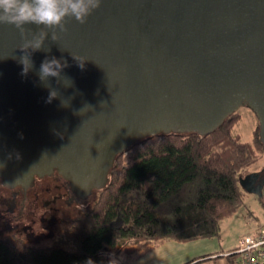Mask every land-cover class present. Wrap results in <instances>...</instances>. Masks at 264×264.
I'll list each match as a JSON object with an SVG mask.
<instances>
[{
  "label": "water",
  "instance_id": "1",
  "mask_svg": "<svg viewBox=\"0 0 264 264\" xmlns=\"http://www.w3.org/2000/svg\"><path fill=\"white\" fill-rule=\"evenodd\" d=\"M45 63L55 75L42 74ZM246 105L264 144V0H101L83 22L69 9L56 25L0 23L8 183L29 186L57 169L85 196L106 186L134 141L205 134ZM247 182L262 194L264 178Z\"/></svg>",
  "mask_w": 264,
  "mask_h": 264
},
{
  "label": "trees",
  "instance_id": "2",
  "mask_svg": "<svg viewBox=\"0 0 264 264\" xmlns=\"http://www.w3.org/2000/svg\"><path fill=\"white\" fill-rule=\"evenodd\" d=\"M240 119L233 111L205 134L170 131L134 141L116 156L95 203L50 246L0 238V264H111V257L142 256L168 241L219 237L245 203L241 183L264 160L259 119L249 142L233 133ZM227 258L237 264L234 253Z\"/></svg>",
  "mask_w": 264,
  "mask_h": 264
},
{
  "label": "rangeland",
  "instance_id": "3",
  "mask_svg": "<svg viewBox=\"0 0 264 264\" xmlns=\"http://www.w3.org/2000/svg\"><path fill=\"white\" fill-rule=\"evenodd\" d=\"M238 111L241 114V119L234 126L233 133L239 135L244 142L252 141L254 138L253 133L258 127V119L245 106H242ZM251 171V176H258V184L261 185L260 182L264 178V160L254 165ZM49 176H53L54 178L40 181L37 188L33 189V192L30 193V197L35 198V196H38L36 200L40 209L34 215L36 220L34 222L31 221L29 217L31 213H29L27 215L28 220L24 225L22 220L17 221L20 223L16 229L13 228L15 224L9 225L4 222V217H8L9 221H11V219L19 216L18 209L19 211L21 209L19 207L20 196L15 195L17 191L9 192L1 190L0 238L15 236L23 238L27 244L33 246H50L58 233L72 220L89 210L99 195L98 190H93V194H90L89 197L83 196L81 201L78 200L69 205L57 198V196L63 195L61 194L63 193L61 183L65 176L59 170H55ZM57 177L62 179H59V181ZM244 181L241 183V187L247 194L245 203L236 215L226 219L222 223L219 237L188 242L169 241L144 254L142 257L134 259L131 264H183L185 261H189L195 257H202L203 255L213 253L212 251H221L228 247L230 249L226 253H233L239 247L240 240L243 237L251 235L264 227V189L262 190V194L256 193L254 187L247 182V179ZM4 185L10 188L9 185ZM12 188H15V186H12ZM13 214L16 216L11 217ZM41 218H45V220L41 221ZM24 229L28 232H25ZM121 256L124 257V255ZM110 260L114 264L116 263V257H111Z\"/></svg>",
  "mask_w": 264,
  "mask_h": 264
},
{
  "label": "clouds",
  "instance_id": "4",
  "mask_svg": "<svg viewBox=\"0 0 264 264\" xmlns=\"http://www.w3.org/2000/svg\"><path fill=\"white\" fill-rule=\"evenodd\" d=\"M100 2L101 0H67V7L60 9L56 0H0V23H12L16 27H20L25 22L56 25L61 22L69 9L77 19L83 22L90 9L99 7ZM27 63L25 60L23 72L27 71ZM41 72L43 75H55L50 63L43 64ZM55 95L56 93L52 92L47 102H51Z\"/></svg>",
  "mask_w": 264,
  "mask_h": 264
},
{
  "label": "flooded vegetation",
  "instance_id": "5",
  "mask_svg": "<svg viewBox=\"0 0 264 264\" xmlns=\"http://www.w3.org/2000/svg\"><path fill=\"white\" fill-rule=\"evenodd\" d=\"M64 176H65V178H64V180H62V183H61V188L63 189V193H61V194H63V195L62 196L59 195V196H57V198H59L62 201H65L69 205L72 202H77L78 200L81 201L83 198V195H80L78 193L77 181L73 182L74 175L69 173V172H66ZM53 178H54L53 176H47L45 178H37L35 175L33 177V180L31 181L30 185L24 186V185H19V184L17 185L14 182L8 183L7 179H5L3 176H0V183H1L0 192H1V190H5V191H9V192H16L17 191V193L15 195L20 196V201H19L20 206L19 207L21 209H20V211L18 209L19 216L11 219V221H9L8 217H4L5 218L4 222L8 223L9 225L15 224L13 226V228L16 229L17 225L20 223L17 221L22 220V223L24 225L26 223V221L28 220L27 215L29 213H31V214H29L31 221L34 222L36 220L34 218V215H36V213L39 212L40 208H39V205H38L37 200H36V198H38V196H35V198L30 197V193L33 192V189L35 190L37 188V185L40 183V181L49 180V179H53ZM57 178H58L57 180L62 179L60 177H57ZM1 181H3V182H1ZM4 184L9 185L10 188L5 187ZM251 184L257 186L256 178L252 179ZM12 186H15V188H12ZM93 190H91V192L88 195H85V197H87V196L89 197L90 194L92 195ZM15 216L16 215L13 214L11 217H15ZM42 220H45V218H41V221ZM25 232H28V231L25 230Z\"/></svg>",
  "mask_w": 264,
  "mask_h": 264
},
{
  "label": "built area",
  "instance_id": "6",
  "mask_svg": "<svg viewBox=\"0 0 264 264\" xmlns=\"http://www.w3.org/2000/svg\"><path fill=\"white\" fill-rule=\"evenodd\" d=\"M233 253L237 264H264V227L243 237Z\"/></svg>",
  "mask_w": 264,
  "mask_h": 264
},
{
  "label": "crops",
  "instance_id": "7",
  "mask_svg": "<svg viewBox=\"0 0 264 264\" xmlns=\"http://www.w3.org/2000/svg\"><path fill=\"white\" fill-rule=\"evenodd\" d=\"M228 249H230V247H228L227 249H223L221 251H216V252L212 251L213 253H210L208 255H203L202 257H200V256L195 257L189 261H185L183 264H188V263L189 264H234L227 258L228 254L226 252ZM142 256H138V257H134V258H128V257L124 256L125 257L124 258L123 256L120 255L119 257L116 258L115 264H131L134 259L140 258ZM110 263L114 264L112 262V260L110 261Z\"/></svg>",
  "mask_w": 264,
  "mask_h": 264
}]
</instances>
